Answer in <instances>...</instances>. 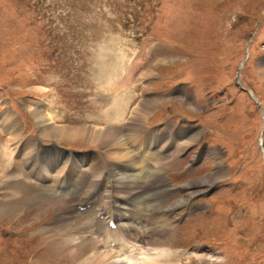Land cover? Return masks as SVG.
<instances>
[{
	"label": "rangeland",
	"instance_id": "rangeland-1",
	"mask_svg": "<svg viewBox=\"0 0 264 264\" xmlns=\"http://www.w3.org/2000/svg\"><path fill=\"white\" fill-rule=\"evenodd\" d=\"M259 63L264 0H0V264H80L62 242L86 230L68 228L82 220L76 204L94 199L100 184L104 199L107 193L128 198L135 218L149 223L151 239L171 233L161 257L180 255L161 264H264ZM147 99L161 102L144 116L133 114ZM30 109L44 111L55 125L105 126L125 134L131 117L145 127L133 142L122 135L133 159L113 160L104 144L42 136ZM115 110L122 119H115ZM169 127L186 133L174 151L138 156L145 132ZM40 146L95 156L76 169L81 189L61 197L67 211H54L49 199L36 197L40 185L24 179L23 166L37 160L25 166L10 159L14 149L34 153ZM139 158H147L145 164ZM134 163L141 180L133 190L142 192L124 196L108 174L122 177L117 170ZM15 165L21 175L11 174ZM207 176L214 181L201 184ZM142 195L152 196L156 206L145 207Z\"/></svg>",
	"mask_w": 264,
	"mask_h": 264
},
{
	"label": "bare ground",
	"instance_id": "bare-ground-1",
	"mask_svg": "<svg viewBox=\"0 0 264 264\" xmlns=\"http://www.w3.org/2000/svg\"><path fill=\"white\" fill-rule=\"evenodd\" d=\"M165 60H166V58L161 59V61H165ZM258 65L260 67L259 72L264 73V63H259ZM148 75H150V73ZM111 96H112V94H111ZM111 99H113V98H111ZM159 102H161V100H156V99L143 100L142 103L140 104V106H138L137 109L134 110L133 114H135L137 116H144V114H146L148 110L152 111L154 108H156V106L158 105ZM112 103L115 104V102H112ZM146 103L151 104V105L148 106V105H146ZM30 110L29 111L34 116L37 125L40 127V130H41L40 133L42 134V136H44V137H48V136L50 137L51 136L52 138H54L55 141H59V140L60 141L68 140V141H76V142L77 141H82V142L83 141H89V143H94V144L100 143V145L104 144L103 146L109 147L108 150L106 151L108 158L110 157L113 160L121 159V160L129 161V160L133 159L131 153L126 150L125 145L122 142V137L126 136L127 138L130 139L129 140L130 142H133V140L135 139V134H137L138 132L141 133V131H143V128L145 127L144 123H142V121L140 119H135V118L131 119V117H130L131 123L129 122L128 125L126 126L127 132H125V134H120L118 131H116L114 129L112 130L109 127H105V126L98 127V126L55 125L54 124L55 121L52 119V117L47 115L46 113H44V111L39 110V109H36V110L30 109ZM115 111L118 112V113H115V119H117V120L122 119L123 118V114H122L123 112L121 110H120L121 112H119L117 110H115ZM118 118H120V119H118ZM111 120L113 122V117ZM3 122H4V120H3ZM178 134L179 133H177L176 135H178ZM179 135H182V133H180ZM172 138L174 139V136H172ZM193 139L194 138L190 139V141H192ZM139 140L141 141V139H139ZM183 143H184V141H183ZM186 144H187V142H186ZM147 148H149V146H147L146 149ZM147 152H148L147 154L146 153H144V154L149 155L151 153L152 156L155 155L154 152H149L148 149H147ZM70 154L71 153H67L66 151H63V150H60V149L54 148V147L51 149L45 148L43 146L42 147L41 146L36 147V150L34 151V153H31V152L29 153L28 149L25 148L24 151L22 152V156L20 159V160H24L25 163L23 165L26 166V164H28V162L31 159H34V160L41 162L44 166L39 164V168L41 171L38 169V167H36L37 168L36 169L35 166H32V164L31 165L29 164L27 166L28 167L27 170L23 166L22 170L24 169L23 170L24 171L23 172L24 173L23 174L24 179L26 180V178H28V177L29 178L35 177L36 180L38 181V183L40 182V180H46V181L50 180L53 182L55 181L54 183L57 184L58 180L61 179L60 176L62 173L59 171H60L62 165L66 166L67 162L70 161ZM71 156L74 159V160H71L72 163H74L73 165H75V166L77 165L80 167L87 166L91 160L93 162V159H95V156L91 155V154H87V155L86 154L85 155H76V154L73 155V154H71ZM163 158L164 157H162V159ZM158 159H159L158 157L155 159L157 162V167L159 166L158 165V161H159ZM139 160H141L142 165L145 164V161L143 158L142 159L140 158ZM15 161H18V160H14L13 163ZM160 162H161V160H160ZM14 167H15V169L13 172H11V174L12 173H17V174L19 173L21 175V173H20L21 168L18 167V165H15ZM93 168H94V166L92 163L90 171H94ZM117 172L122 177H112L108 173L107 174L109 176V179L116 181L115 184H117V185L121 184V186H117L118 188L116 190L118 192L121 191L122 193H124V196L132 195V193L138 189H139V193L142 192V191L140 192V190H141L140 188H137V189L134 188V190H133V187L135 186L134 184L140 182V180H141L140 178L138 179L135 175H131V174L128 175L129 174V173H127L128 171H125V170L121 171V173L118 170H117ZM101 174H102V172H100V174H95V175L97 178H100ZM126 175H128V176H126ZM110 177H112V178H110ZM207 177L208 178H205L204 181H201L200 183L201 184H206V183L211 184V181L212 182L214 181L213 179L215 176H207ZM76 178L77 179L79 178V180H80L81 175L79 177V174H76L74 179H76ZM124 182L126 183L125 186L122 185V183H124ZM85 183H86V181H85ZM83 184H84V181L81 182V184H80L81 186L79 185V182H78V185H77L78 189L77 190H75V191L72 190V191H69L67 193H60L61 195L58 193H54L55 191L52 192V190L51 191L48 190L47 188H49V187L46 188V186H39L40 190H38L36 197L41 196L43 198L45 197L44 199H46V198L49 199L50 200V202H49L50 208L54 207L53 208L54 211L55 210L67 211L70 209L69 207H62V208L60 207V205H63L61 203V200H64L63 198L67 197V195L70 196L73 192L76 193V191H79L81 189V187L83 186ZM62 185H63V181L60 184V186H62ZM55 186H57V185H55ZM92 187L93 186H91V188ZM130 187H132V188H130ZM23 188H25L27 190L30 187L27 185V187L23 186ZM162 191L167 193V190L163 189ZM197 192L198 191L191 192L190 195H193ZM140 195L141 194L136 195L134 197L135 198L134 200L140 199V197H139ZM102 196H103V198H102V202H100V205H104V206L109 205V207L106 208L108 211L107 212L108 214L106 216V219H104L103 221H105V223H106V222L110 221L111 219L113 220V214L115 212L114 210L118 211V213H122V215H116V218L119 217L118 219H120L122 221L121 222L118 220L116 229L118 230L122 226H126V227H128L127 229L129 230V232H131L130 230H135L136 232H140L138 235L134 236L135 238H133L135 240V243L139 244V246H133V244L131 242H129L132 245L129 247L127 246L124 249L114 250V249L110 248V249L101 250L100 247L103 244L106 245L107 243H111V242L115 243V242H118L121 240H122V243H125L126 241H128V235L125 234V235H122L121 237H119V236L116 237V232L111 231L108 228L98 227V226H100L102 221L99 218H97V214H101L100 213L101 211H98V209H96V208H94L93 210L86 211V212H88L87 214L77 212V214H75V216H77V215L82 216V220L77 221L76 225L73 224V226L71 228L69 227L68 228L69 230L67 228L66 229L68 231L71 230L72 233H74L76 230H78L79 227L82 229L84 228L86 230H84L82 235H78L76 237L77 239L74 238L73 235L68 236L67 237L68 239H66V241H64L62 243H64L63 247L68 248L67 250L70 252V254H72V256L76 257V259L78 260V263L81 264L83 260L88 258V256L92 258L90 260L92 262V264H105L106 260L108 261V259H112V258H114V260H115L116 257H117L118 263H121V264H123V263L124 264H153V263H156L158 261H159L158 264H161V263H164L166 261L171 262V260L169 258L173 257L172 253L175 254L176 252L175 253L170 252L171 254L168 256V260H164L161 257L165 254L167 255V250L163 249L161 247L168 244L171 233H169V235L167 233H165L167 235H162V236L160 235V237L153 236L152 239L151 238L148 239L147 246L149 244L155 245L156 247H159V248H157V250L152 248L154 250L149 249V251H148L145 247L143 248L144 250H141L140 248H142L143 244H144V242H142L144 240L143 238L145 237L146 231L147 232L149 231V229H148L149 223L141 224V225L133 224L132 221L128 220L131 218L129 215H127V213H124L123 210H117V208L123 209V208H125V206L122 205L121 203H116V202L114 203V201L111 200V197L113 195H109V193H107L106 194L107 197H105V199H104L105 194H103ZM102 196L100 195L99 198H101ZM5 197H6V195H5ZM61 197H63V198H61ZM141 197H142V199H144L143 203H144L145 207L147 206V205H145V202H149V205H151V206L153 205V204H151V200H152L151 197L152 196H149V195L143 196L142 195ZM96 200H97V202L99 201L98 197ZM181 202H183V201H181ZM78 204H81V202H79ZM180 204H181L180 201H177L175 205H172V207L174 208L175 206H178ZM153 206L155 207L156 204ZM89 214H90V216H89ZM70 217H72V216H64L61 218H63L65 220L66 218H70ZM166 218H167V214L162 216V219L156 218V220L157 221L158 220L164 221ZM90 221H91V223H90ZM149 221H151V220H149ZM88 223H90V224H88ZM89 227H90V229H88ZM165 228H166V226H165ZM66 229H64V230H66ZM128 230H126V232H128ZM65 232H67V231H65ZM100 232H102V233H100ZM94 243H95V245H94ZM126 243H128V242H126ZM116 244L117 243H115V245ZM90 245H93L94 247H90ZM69 248H70V250H69ZM142 251H143V253H142ZM114 253H120V254L118 256H116ZM177 253L179 254L180 252L177 250ZM84 255H88V256L86 257ZM80 258H82V261H79ZM114 260H113V263H114ZM91 262H90V264H91ZM87 263L89 264V262H87ZM108 263H109V261H108Z\"/></svg>",
	"mask_w": 264,
	"mask_h": 264
}]
</instances>
